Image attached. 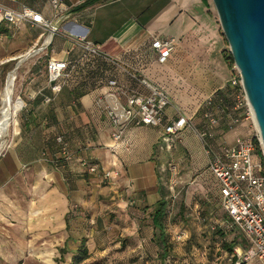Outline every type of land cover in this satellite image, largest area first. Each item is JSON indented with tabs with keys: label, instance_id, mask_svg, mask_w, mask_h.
<instances>
[{
	"label": "crops",
	"instance_id": "crops-1",
	"mask_svg": "<svg viewBox=\"0 0 264 264\" xmlns=\"http://www.w3.org/2000/svg\"><path fill=\"white\" fill-rule=\"evenodd\" d=\"M0 3L12 10L28 6L49 21L58 15L50 0ZM63 4L67 9L63 14L69 15L58 24L46 50L25 59L22 55L39 45L47 30L28 23L11 25L0 17V84L7 64L16 61L18 96L25 104L12 118L10 142L0 153V254L7 259L13 257L10 251L16 259V249L10 244L27 251L32 245L30 236L49 233L62 236V245H58L66 244L72 254L76 247L70 225L79 220L82 209L90 211L99 195L105 202L134 204L149 213L162 197L157 170L167 152L188 156L195 180L209 175L207 155L192 130L179 133L169 151L162 147L159 129L152 126L129 127L116 143L108 121L94 103L106 87L82 95L67 86L58 93L51 90L45 75L47 58L56 54L58 60H67L81 54V46L71 35H85L112 57L133 52L124 58L136 67L140 63L147 79L169 95L168 115L180 110L195 126H200V119L196 121L194 116L201 102L213 94L222 96L234 73L224 57L228 45L211 0H64ZM80 5L83 8L76 9ZM154 36L173 40L163 64L157 62L150 47ZM137 51L144 54L145 65L138 62ZM21 62L28 65L18 71ZM31 70L35 75L22 83L23 74L29 75ZM224 122L211 143L216 149L220 139L231 144L237 138L227 142L226 132L231 138L236 132H247L243 125L231 132ZM57 136L64 137L69 158L59 149ZM89 164L96 165L97 171L89 172ZM106 171L112 172L109 180L104 179Z\"/></svg>",
	"mask_w": 264,
	"mask_h": 264
},
{
	"label": "built area",
	"instance_id": "built-area-1",
	"mask_svg": "<svg viewBox=\"0 0 264 264\" xmlns=\"http://www.w3.org/2000/svg\"><path fill=\"white\" fill-rule=\"evenodd\" d=\"M63 2L64 0H50L52 7L58 11L54 21L47 20L41 13L28 6H23L20 10H12L1 3L0 17L11 25L28 23L47 30L41 43L28 51L31 56L46 50L51 41V34L56 32L58 24L68 17L69 13L63 14L67 10ZM71 38L81 46L82 53L76 58L67 60L47 58L45 73L51 90L58 93L84 61L92 65L94 59H100L113 65L117 70L116 74L123 73L136 86L120 82L117 76L110 77L103 85L107 89L98 94L94 101L97 110L111 127L112 140L116 143L120 142L129 127L152 126L159 129L162 147L169 151L173 147L174 138L179 133L186 129L192 130L207 155L206 172L215 181L219 203L227 217L228 228L241 234L245 241V244L237 243L229 255V261L233 264H244L256 259L259 264H264V162L254 160L255 146L252 139L256 137L259 143L260 139L250 103L235 66H233L234 74L229 81V85L238 88L234 96L233 110L226 111L221 108L218 112L210 109V97L204 102L200 114V126H195L192 119L180 110L176 112L177 115H168L167 109L172 105L169 95L147 79L141 72L143 67L140 63L136 67L124 58L133 52L112 57L87 40L85 35H71ZM150 47L157 62L163 64L168 60L173 49V40L154 36ZM143 57L144 54L141 55L137 51L136 58L138 62L142 61V65L146 62ZM50 99L45 97L46 101ZM24 107L23 101L19 111ZM226 115L231 116L227 121L224 120ZM242 119L251 121L255 129L254 136L236 138L231 144L220 139L217 141L218 149L214 148L211 143L217 139V129L222 122L225 121L224 125L232 129ZM56 142L60 145L64 156L69 158L64 137L57 136ZM88 171L96 172L97 166L88 165ZM111 173V171L104 172V179L110 178Z\"/></svg>",
	"mask_w": 264,
	"mask_h": 264
},
{
	"label": "rangeland",
	"instance_id": "rangeland-1",
	"mask_svg": "<svg viewBox=\"0 0 264 264\" xmlns=\"http://www.w3.org/2000/svg\"><path fill=\"white\" fill-rule=\"evenodd\" d=\"M53 57L57 59L60 56L53 54ZM15 65L16 61L8 63L6 72L1 77L0 107L3 87L8 73ZM27 65L26 62H21L18 71L24 70ZM231 70L233 73L232 66ZM34 75L33 70L29 75L23 74L24 80L22 79L21 82L25 83L28 81V76ZM17 82L15 81L13 90V101L22 99L21 96L17 97L19 94ZM228 86H230L229 82L224 86L225 91L228 90ZM204 104L202 101L194 116L196 121L200 119V123V111H203L201 108ZM11 122L8 133L2 138L1 152L10 142L13 126ZM247 122L241 120L230 129L231 132H235L243 125L247 132L244 134L236 132L232 138L228 135L230 132H226L225 140L233 142L236 136L242 139L253 137L254 126L250 120ZM171 153L173 154V150L166 153L165 162L162 164L164 166L159 164L157 170L158 177L162 178L160 181L163 195L168 202L163 219L167 234V258L161 262L158 257L159 230L151 228L148 212H143L142 208L134 204L120 205L116 200L105 202L99 195L96 204L90 206V211L82 209L78 215L79 220H75V223L70 225L74 233L75 252L79 248L81 239H86L88 257L80 264H230V251L224 249L223 245L228 244L233 237L240 241L242 236L228 228V221L219 203L214 179L208 175L206 179L195 180L196 172H190L188 156ZM254 160L259 161L255 158ZM29 238L32 245L30 248L26 247L27 251L23 249V246L12 243L10 245L16 249V259L14 252L9 250L13 255L12 259H7L0 254V264H68L70 262L72 255L70 252L64 255V262H57L60 253L55 250V247L60 248L59 245H62V236L49 233L48 235H32ZM69 240L72 242V237ZM65 249L67 250L66 244ZM244 264L259 263L256 259H252Z\"/></svg>",
	"mask_w": 264,
	"mask_h": 264
},
{
	"label": "water",
	"instance_id": "water-1",
	"mask_svg": "<svg viewBox=\"0 0 264 264\" xmlns=\"http://www.w3.org/2000/svg\"><path fill=\"white\" fill-rule=\"evenodd\" d=\"M211 1L240 74L264 154V0Z\"/></svg>",
	"mask_w": 264,
	"mask_h": 264
},
{
	"label": "trees",
	"instance_id": "trees-1",
	"mask_svg": "<svg viewBox=\"0 0 264 264\" xmlns=\"http://www.w3.org/2000/svg\"><path fill=\"white\" fill-rule=\"evenodd\" d=\"M83 6L84 5H80L76 7V9H82ZM86 39L89 40L87 37ZM81 53H82V50H81ZM224 57L226 61L228 62L229 66L233 67L234 62H233V59H232V56L229 50L226 51ZM116 73H117V70L113 67V65L107 62H104L100 59H94V62L92 65L84 61V62H81V65L77 68V70L71 74V76L68 78L69 80L66 81L63 87L67 86L70 89L74 90L77 94L82 95L89 90L105 85L107 80L113 76H117L120 82L122 83H125V84L131 83L123 73L121 72L120 74H116ZM131 84L136 86L133 83ZM225 90L222 93V96H220L219 98H217L218 97L217 94L212 95L211 102H210V109L214 111L216 110L218 112L221 108L226 111L233 110L234 96L236 92H238V88L236 86L230 85L228 86V90L227 91ZM229 100L232 102H230ZM252 143L255 146L254 158L258 159L261 163H263L264 162L263 150L259 143V140L256 137H254L252 139ZM59 149H60V145H59ZM160 192H161L162 197L160 200H158L153 205L152 210L149 212V217H150L151 228L159 230V234H158L159 241L157 245L159 246L160 253L158 254V257L162 262L168 256L167 234L163 226V219L166 213V207H167L168 202L166 200V197L163 195L162 185L160 186ZM217 196H218V190H217ZM85 242H86V239L82 238L79 244V248L77 249L76 252L74 251L75 253L74 252L72 253L71 260L68 264H80L82 261H84L88 257V251H87ZM237 243L245 244V241L244 239L237 241L236 238L233 237V239L228 244H224L223 247L224 249L230 251V254H231L233 251V248L237 245ZM58 251L60 253V258L57 260V262L58 261L64 262L63 257L66 253H69L68 250H66L64 246L62 248H59ZM230 264H233V262H230Z\"/></svg>",
	"mask_w": 264,
	"mask_h": 264
},
{
	"label": "bare ground",
	"instance_id": "bare-ground-1",
	"mask_svg": "<svg viewBox=\"0 0 264 264\" xmlns=\"http://www.w3.org/2000/svg\"><path fill=\"white\" fill-rule=\"evenodd\" d=\"M28 57V52L22 55V59ZM15 70H12L8 76L6 83L3 87L1 93V107H0V152L3 148L2 138L6 136L10 128L11 119L17 114V112L22 107L23 103L21 100L13 101V90H14V81L17 77L15 76ZM12 111V114H11Z\"/></svg>",
	"mask_w": 264,
	"mask_h": 264
}]
</instances>
